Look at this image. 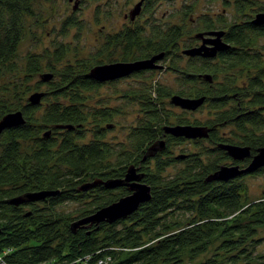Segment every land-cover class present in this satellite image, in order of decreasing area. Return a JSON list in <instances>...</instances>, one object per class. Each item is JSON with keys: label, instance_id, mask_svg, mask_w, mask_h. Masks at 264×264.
Wrapping results in <instances>:
<instances>
[{"label": "trees", "instance_id": "trees-1", "mask_svg": "<svg viewBox=\"0 0 264 264\" xmlns=\"http://www.w3.org/2000/svg\"><path fill=\"white\" fill-rule=\"evenodd\" d=\"M37 1L0 0V120L16 111L24 120L0 133L3 259L8 264H67L76 256L83 260L93 255L85 260L87 264H97L104 256L111 257L109 264H182L184 255L204 253L216 242L214 252L199 264H235L240 259L264 264V252L256 253L261 242L257 230L264 226V188L262 197L249 200L243 181L264 175V166L227 180L211 179L220 166L247 167L264 147V45L260 43L264 23L254 22L257 14L264 13V3L231 0L241 19L227 25L221 16L214 18L204 12L192 17L193 2L184 3L178 23L139 21L145 12L152 13L157 1L139 0L141 8L134 19L129 11L128 21L107 33L94 53L70 61L62 42H54L52 50L44 53L18 54L27 20L37 18ZM224 1L231 5L230 0ZM70 27L80 30L73 15L62 21L60 35ZM213 31H223L225 44L214 56L183 53L201 44L197 34L207 36ZM159 54L162 57L155 64L166 62L164 68L174 74L177 89L153 79L148 84L143 81L148 73L152 75V68L132 71L129 76L140 77L144 85L123 93L125 101L130 102V97L142 111L123 142L131 148L105 142L104 133L112 128L119 110L101 101L91 106L88 94L118 79L100 81L90 70ZM46 74L50 79H43ZM205 74L210 81L204 79ZM33 93L41 94L37 103L29 100ZM175 96L202 98L198 109L206 108L209 117L190 121L173 113ZM171 117L175 123L170 122ZM176 125L205 127L207 136L188 139L164 131ZM88 132L91 138L83 142ZM187 140L196 147L202 141L209 146L197 152H172V145ZM222 145L247 148L249 155L235 159ZM175 164H183V168L174 175L163 174ZM131 166L149 187L150 198L125 218L87 223L73 231L74 221L129 193L124 176ZM116 180L121 185L107 186ZM37 192L55 193L27 199L26 195ZM17 198L23 201L10 202ZM67 202L81 204L76 217L59 209ZM179 214L189 218L177 226L171 219Z\"/></svg>", "mask_w": 264, "mask_h": 264}, {"label": "rangeland", "instance_id": "rangeland-1", "mask_svg": "<svg viewBox=\"0 0 264 264\" xmlns=\"http://www.w3.org/2000/svg\"><path fill=\"white\" fill-rule=\"evenodd\" d=\"M138 1L139 0H38L35 2L34 6V11L36 13L35 17L37 18L34 19V17H32L27 20L28 30L19 45L18 54L22 55L29 51L44 53L45 50H52L54 42H62L68 48L67 60L73 61L76 58L87 57L99 48L102 39H104L107 33L119 30L121 26L128 21L124 18V15L128 14ZM190 2H193L191 14L194 18L204 12L214 18L221 16V19H223L227 25L231 24L234 20L239 21L241 19L239 16L237 17L231 0L229 2L231 5H225L224 0H157L152 13L145 12L139 21H144L145 19H158L159 22L178 23L181 20V14L179 12L183 9L184 3ZM75 3H77L78 6L73 10V5ZM261 3H264V0H261ZM70 15H73L75 20L78 21L80 30H78L77 27H70L65 34L60 35L61 23ZM187 24L188 26L191 25L189 21ZM260 39V43L264 45V38ZM193 45H195V43ZM161 64L166 66V62L162 61ZM153 70L154 71L150 72L152 75L148 73L143 81L148 84L150 79H153L171 90L177 89L178 83L172 72L166 69H162V71L158 69ZM125 76L129 75L126 74L117 77L118 81L115 84L103 85L98 90L88 94V96H90L88 103L91 106H98L101 101L105 105L119 110V113L115 115L111 121L113 123L112 128H109V130L104 133L103 139L105 142L117 148L120 147V144L121 148L126 145L131 148L130 144H125L123 146L125 143L124 139L130 127L135 125L136 119L142 114L138 105L132 103L130 97L128 98L130 102L125 101L124 94L125 91L142 87L144 84H140V77L135 78L129 76L125 78ZM32 81H36V78H33ZM39 90H44V87L39 88ZM186 110H188V112H186ZM171 111L180 116H185L190 121H194V119L203 121L209 117L206 108L198 109L197 107L191 110L174 104L171 106ZM170 122L175 123V118L171 117ZM220 132H226V130H221ZM90 138L91 133L88 132L83 142H86ZM204 146L208 147L209 144L206 141H202L200 147L203 148ZM200 147L194 146L190 140H187L180 145H172L171 150L174 154H178L191 151L197 152ZM181 168H183V164H175L167 167L163 174L174 175ZM131 169H133L132 166ZM132 174V172H129L128 177H132ZM243 181L247 185L249 200H257L262 197L264 175L248 176L245 177ZM137 184L143 183L136 181L132 183V186H137ZM80 206L81 204L78 202H67L60 206L59 209L62 213L74 218L79 213L77 209ZM188 218L189 215L179 214L174 220L171 219V221L176 222L175 224L180 226V224L183 225ZM256 238L261 239V242L256 248V253L264 252V226L258 228ZM216 244V242H212L206 249V252L196 256L191 257L189 255H184L182 264H199L210 257L212 252H214ZM92 257L93 255H88L82 260L79 259V256H76L71 263L67 264H87L85 260L89 258L92 259ZM158 264L163 263L160 262ZM235 264L252 263L240 259Z\"/></svg>", "mask_w": 264, "mask_h": 264}, {"label": "water", "instance_id": "water-1", "mask_svg": "<svg viewBox=\"0 0 264 264\" xmlns=\"http://www.w3.org/2000/svg\"><path fill=\"white\" fill-rule=\"evenodd\" d=\"M142 1V0H141ZM141 1L137 2V4L134 5V7L130 10V19H134V17L139 13L141 8ZM77 6V3L74 4L73 8L75 9ZM255 23H264V13L257 14L254 18ZM207 36H204L203 33H199L196 35L197 38L201 39V44L187 49L183 51L184 54L189 56L194 55H201L205 57L214 56L215 53L218 50L223 49L225 44H223L221 40V36L223 35V31H213L206 34ZM162 57V54L155 55L151 57L150 59L143 60V61H137V62H130V63H111V64H104L99 65L96 67H93L90 70V75L94 77L97 80L104 81L108 79H114L126 74L131 73L134 70L141 69V68H152V69H160L162 66L159 64H155V61L160 59ZM114 73V74H113ZM51 75L46 74L43 75V79L47 80L50 79ZM204 79L210 81L211 77L208 74L204 75ZM41 94L40 93H33L29 96V100L33 103H37L39 101ZM202 98L196 99V100H190L186 98H181L179 96H175L172 98V103L179 105L182 108L185 109H195L202 103ZM23 117L20 111L11 112L6 115H4L0 120V133L5 129L9 127H13L16 125H19L23 123ZM64 128H71L69 125L63 126ZM166 133L172 134L174 136H183L187 138H197V137H205L207 136V129L205 127H198V126H190V125H176V126H168L164 129ZM163 146V143H161ZM221 148L228 151V154L232 156L235 159H243L244 157L248 156V149L247 148H241L237 146L232 145H222ZM154 150V152L157 150ZM181 158L183 156H180ZM264 166V147L258 149L257 153L253 156L251 162L249 165L243 169H240L239 166H227L223 165L220 166V168L212 175L211 179H219V180H227L229 178H233L237 176L240 173L243 172H251L259 167ZM129 172H133V169L131 167L127 170V174L125 176L124 181L131 180V177L129 178ZM137 179H139L137 177ZM117 185H121V181H109L107 183L108 187H114ZM131 193L128 195L119 198L117 201L104 206L98 210H96L94 213L80 218L76 221H74L71 224V228L73 231H75L77 228L81 227V225H85L87 223L89 224H98L100 222H108L111 223L113 221H116L121 218H125L128 214L132 213L138 205L146 201L150 198V192L149 187L145 184H137V186H132L130 188ZM55 192H37L26 195L28 200H36L40 198H44L45 196L52 195ZM22 198H17L10 200V202H13L14 204H18L19 202H22Z\"/></svg>", "mask_w": 264, "mask_h": 264}, {"label": "flooded vegetation", "instance_id": "flooded-vegetation-1", "mask_svg": "<svg viewBox=\"0 0 264 264\" xmlns=\"http://www.w3.org/2000/svg\"><path fill=\"white\" fill-rule=\"evenodd\" d=\"M124 18L125 19H127L128 18V16H127V14H125L124 15ZM200 43V42H199ZM160 64H161V61H160ZM163 65V64H162ZM161 65V66H162ZM165 66L163 65V68L161 67L160 69H165L164 68ZM152 71H154L153 69H152ZM128 75H130V74H128ZM106 82V81H105ZM169 134V133H168ZM189 139V138H188ZM257 153V152H256ZM133 174H132V177H131V180L129 179V181H125V187H127V189H128V191H129V193H131V190H130V188H132V183H134V182H136V181H139V182H141V179H142V176H141V174H140V172L138 171V170H134V168H133V172H132ZM126 176V175H125ZM125 176H124V180H125ZM123 177V176H122ZM137 177L139 178V179H137ZM142 183V182H141ZM128 193V194H129ZM127 194V195H128Z\"/></svg>", "mask_w": 264, "mask_h": 264}, {"label": "built area", "instance_id": "built-area-1", "mask_svg": "<svg viewBox=\"0 0 264 264\" xmlns=\"http://www.w3.org/2000/svg\"><path fill=\"white\" fill-rule=\"evenodd\" d=\"M7 251H8V250H6V251L4 252V254L7 253ZM2 255H3V254H0V264H8V263L3 259ZM89 259H91V258H89ZM110 261H111V257H110V256H106V257L104 256V257H102L101 259L98 260L97 264H109Z\"/></svg>", "mask_w": 264, "mask_h": 264}, {"label": "bare ground", "instance_id": "bare-ground-1", "mask_svg": "<svg viewBox=\"0 0 264 264\" xmlns=\"http://www.w3.org/2000/svg\"><path fill=\"white\" fill-rule=\"evenodd\" d=\"M114 74V73H113Z\"/></svg>", "mask_w": 264, "mask_h": 264}]
</instances>
